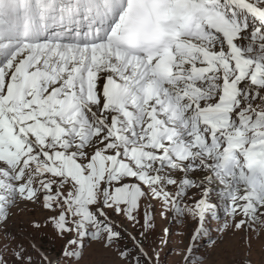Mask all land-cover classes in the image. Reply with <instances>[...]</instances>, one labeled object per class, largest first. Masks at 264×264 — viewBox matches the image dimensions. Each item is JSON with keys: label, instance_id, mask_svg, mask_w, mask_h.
I'll use <instances>...</instances> for the list:
<instances>
[{"label": "snow or ice", "instance_id": "obj_1", "mask_svg": "<svg viewBox=\"0 0 264 264\" xmlns=\"http://www.w3.org/2000/svg\"><path fill=\"white\" fill-rule=\"evenodd\" d=\"M157 213L181 264L264 233V0H0V264H162Z\"/></svg>", "mask_w": 264, "mask_h": 264}, {"label": "rangeland", "instance_id": "obj_2", "mask_svg": "<svg viewBox=\"0 0 264 264\" xmlns=\"http://www.w3.org/2000/svg\"><path fill=\"white\" fill-rule=\"evenodd\" d=\"M195 190L189 195H193ZM198 198V197H197ZM20 211L18 215L14 216L9 228L10 230L21 233L25 236L32 235L37 238L38 246L46 251H50L53 259L58 254L60 249V242L54 240L53 233L50 229H41L39 232H33L30 227L32 220L42 221L48 214L39 207L33 205H19ZM14 212L17 209H13ZM210 225L214 230L218 224H222L223 220H210ZM192 223L190 221H180L169 219H161L157 213L156 228L147 242L148 245L155 244L160 251V259L162 264H181V257L178 255L179 249L184 245L181 243V235L190 234ZM164 229H168L171 233L170 237H164ZM243 233L231 234L228 233L223 237V241L215 247H209L207 238L201 241L202 249L207 250V255L210 264H264V233L258 238L251 241V247H247L242 237ZM162 238H167L170 242L167 245L160 243ZM4 243V238L0 235V245ZM187 243L186 238L184 244ZM112 260L111 253L104 250L101 246L93 244L85 252L84 264H110Z\"/></svg>", "mask_w": 264, "mask_h": 264}]
</instances>
